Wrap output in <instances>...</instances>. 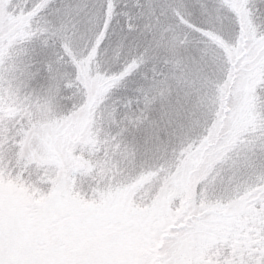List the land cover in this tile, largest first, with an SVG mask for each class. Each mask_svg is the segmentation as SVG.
Here are the masks:
<instances>
[{
  "label": "snow or ice",
  "instance_id": "6c2138e0",
  "mask_svg": "<svg viewBox=\"0 0 264 264\" xmlns=\"http://www.w3.org/2000/svg\"><path fill=\"white\" fill-rule=\"evenodd\" d=\"M0 264H264V0H0Z\"/></svg>",
  "mask_w": 264,
  "mask_h": 264
}]
</instances>
